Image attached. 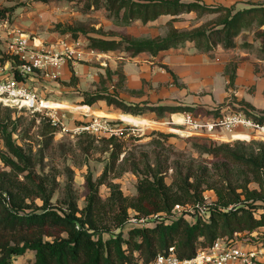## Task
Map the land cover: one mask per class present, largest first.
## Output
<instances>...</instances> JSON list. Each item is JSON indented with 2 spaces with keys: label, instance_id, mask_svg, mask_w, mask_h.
<instances>
[{
  "label": "trees",
  "instance_id": "1",
  "mask_svg": "<svg viewBox=\"0 0 264 264\" xmlns=\"http://www.w3.org/2000/svg\"><path fill=\"white\" fill-rule=\"evenodd\" d=\"M48 1V0H44ZM79 1V0H69ZM94 0L87 2L86 9L100 6L109 12L119 25H130L135 20L145 23L161 14H178L196 11L197 16L216 14L215 17L188 30H179L168 22L164 36L119 38L104 35L87 36L88 48L97 52L123 50L131 56L140 52L152 54L193 42L199 50L208 51L216 45L224 49L234 47L235 37L243 31L255 28L264 51V6L233 11L224 6H205L197 1L180 0ZM94 4V5H93ZM62 31L90 32L81 26L68 25ZM97 32L99 30L92 29ZM73 80V78H71ZM84 103L91 105L104 101L107 105L133 115L155 111L158 117L176 111H204L218 114L219 110H202L194 107L151 106L126 103L114 94L81 92ZM256 121L264 123V116L245 111ZM12 120L7 114L0 119V264H13V259L27 251L33 257L27 264H146L158 253L173 246L180 257L192 256L198 248L206 247L223 237L230 241L236 233L264 225V141L223 142L194 144L200 153L221 158L237 165L242 175L239 182L228 179L218 191V203L209 207V217L188 221L183 216L167 220L175 204L204 201L202 192L215 188L213 176L206 168L193 161H175L168 165L164 158L155 157L152 163L144 162L140 170L135 160L119 156L124 148L123 136H101V146H95L102 154L107 153L99 177L85 175L86 195L83 206L77 203L70 185L62 198H54L58 187L52 170L44 171L39 152L15 142ZM121 124L120 122H113ZM50 122L43 128L51 132ZM50 129V130H49ZM48 133V132H43ZM171 134L166 135L168 138ZM172 169L171 181L165 179ZM125 171L137 175L136 193L126 195L113 179ZM110 173H113L110 176ZM254 181L258 189L250 190L247 183ZM106 184L108 195L103 198L99 187ZM240 190H237L239 189ZM243 195V197H242ZM54 199V200H53ZM255 201H260L256 204ZM160 214L161 219L152 226H131L126 235L123 227L131 216L146 217ZM114 229L117 232H112ZM110 233L104 237L103 233Z\"/></svg>",
  "mask_w": 264,
  "mask_h": 264
},
{
  "label": "rangeland",
  "instance_id": "2",
  "mask_svg": "<svg viewBox=\"0 0 264 264\" xmlns=\"http://www.w3.org/2000/svg\"><path fill=\"white\" fill-rule=\"evenodd\" d=\"M98 1L101 4L102 1ZM87 2L94 3V0H79L77 2L69 0H0V34H3V31L8 28H13L16 31L28 34L37 43L44 42L48 44L59 39L68 42L78 40L80 46L87 50V36L89 35L97 36L100 34L105 37L119 38L125 33H131L148 37L151 34L164 36L168 31V23L166 25L162 23L164 19L156 21L154 24L119 25L109 15V12L101 6L99 8L91 6L86 9L85 4ZM181 13L183 12L178 14ZM207 17L197 16L196 14V16L180 17L179 19L194 28L209 20L206 19ZM68 25L74 28L81 26L86 30H90V32L76 31L77 37H73V32L62 31ZM92 29L99 31L97 33L91 31ZM0 55V62L3 63L7 58L4 49H0ZM100 58L97 55L87 57V53H85L80 59L73 62L80 63L88 69L84 72V80H79L77 84H71L69 79L65 80L61 75L55 81H48L41 77L32 81V87L40 95L66 105L62 110L65 114L63 126L53 125L46 117L39 116V114L30 113L26 110H15L0 104V119L9 114L12 120L9 128L14 127L13 138L15 142L25 148H31L33 152H39L42 157L43 170H52L55 173L58 187L54 198H62L66 188L70 185L72 193L77 197L78 205L83 206L86 195L85 175L90 172L93 179L99 177L107 157V153L102 154L96 150L95 146H101V136H109L110 134L86 130L79 131L77 126L93 118H101L109 120L110 123L120 122L131 126L122 137L125 150L120 154L119 160L123 157L130 158L129 161L135 160L140 170L143 169L144 162L152 163L156 156L160 160L167 158L168 165L173 164L175 161H193L196 166L206 168L216 183L215 188L206 189L202 194L204 200L208 201L210 206H215L218 203V190L216 188H220L228 179L239 182L242 177L239 172L241 169L221 158H214L210 154L198 152L194 144L209 143L210 140H213L215 144L223 142L248 144L252 140L261 141L259 137L253 132L250 133L249 139H235L230 134L224 135L228 132H221L220 135L218 133H203L201 135L182 126H170L167 120L171 114L164 113L163 116L158 117L155 113L145 111L143 114L133 115L109 106L104 101L88 105L83 101L84 98L81 95L83 91L89 94L108 92L122 99L120 93L123 89L120 76L108 67L104 70V66L100 64ZM67 63L72 64L70 61ZM118 64L120 65V63ZM259 69L264 71L262 68ZM230 108L264 116V109H257L247 104L231 105ZM194 113L205 114L204 111ZM120 114L146 119L149 124L143 125L135 121L125 120L119 117ZM173 117L175 120H179V117L175 115ZM44 121L50 122L51 132L43 128ZM168 134H171V136L167 138L166 135ZM2 147L3 144L0 139V148ZM112 174L110 173V176ZM171 174L172 169L169 168L165 176L168 183L171 181ZM113 181L119 184L124 194L134 195L136 193L137 175L132 171L123 172ZM247 187L250 190L258 189V185L254 181L248 182ZM237 190H240V188ZM99 193L103 198L108 195L109 189L106 184L100 185ZM255 203L260 204L261 202L255 201ZM177 216L180 215L175 217ZM150 219L159 220L155 217ZM129 227L131 226L123 227L124 235H126ZM112 232L115 233L117 230L114 229ZM250 232L255 235V239L264 241V225L256 226ZM239 233L241 234L239 238L242 241L250 238L248 230ZM109 234L105 232L103 236L107 237ZM32 257L33 252L27 251L25 254L14 258L13 264H27V261ZM262 260H264V257H262Z\"/></svg>",
  "mask_w": 264,
  "mask_h": 264
},
{
  "label": "crops",
  "instance_id": "3",
  "mask_svg": "<svg viewBox=\"0 0 264 264\" xmlns=\"http://www.w3.org/2000/svg\"><path fill=\"white\" fill-rule=\"evenodd\" d=\"M180 1H197L210 7L224 6L232 8L233 11L264 6V0ZM196 14V11L183 12L180 15L161 14L145 23L137 19L131 24H154L164 19L162 23L165 25L171 22L175 28L187 30L192 27L179 18H189ZM202 16H208L206 19H211L216 14ZM260 29H264V25ZM255 31L256 29L252 28L238 34L234 39V47L229 49L216 45L211 50L204 51L197 49L193 42L186 41L155 54L140 52L131 56L123 50H111L87 53V57L93 55L101 57L100 64L104 66L103 69L108 67L120 76L123 89L120 96L131 104L194 107L213 111L230 108L231 105L247 104L257 109H264V71L259 69H264V51L260 49L261 42L255 36ZM126 34L133 37H145ZM148 37H156V34ZM87 70V67L80 63L70 65L64 63L60 68L61 77L65 80L69 79L71 84L84 80L83 75ZM50 104L58 105L59 103L50 102ZM61 105L66 106L63 103L59 104ZM146 112L155 113V111ZM181 112L176 111L170 114L172 117L174 115L179 117ZM228 134L230 133H224V135Z\"/></svg>",
  "mask_w": 264,
  "mask_h": 264
},
{
  "label": "built area",
  "instance_id": "4",
  "mask_svg": "<svg viewBox=\"0 0 264 264\" xmlns=\"http://www.w3.org/2000/svg\"><path fill=\"white\" fill-rule=\"evenodd\" d=\"M80 45L78 40L68 42L63 39L48 44L37 43L26 33L13 28L4 30L3 34H0V49H4L7 58L3 63L0 62V104L15 110L39 114L46 117L51 124L63 126L65 114L62 110L65 107L59 106V102L50 100L47 96L40 95L31 84L40 77L48 81L57 80L64 63H73L85 53L94 52L88 47L84 50ZM50 102L59 104L52 106ZM167 123L170 126L185 127L201 135L228 132L235 139H249L250 133L253 132L264 141V123L256 121L243 110L223 108L215 115L182 111L178 121L170 115ZM128 128H131L128 124L110 123L109 120L101 118H93L77 126L79 131L116 135ZM209 207L210 203L206 200L175 204L167 220L176 218V215L192 222L198 218L206 220L209 217ZM153 217L162 218L160 214L139 218L131 215L126 220V226H152L157 221L149 220ZM248 233L250 238L245 241L239 238V232L230 241L219 237L213 244L198 248L189 257H180L171 246L146 264H264V241H259L254 238L253 233Z\"/></svg>",
  "mask_w": 264,
  "mask_h": 264
},
{
  "label": "bare ground",
  "instance_id": "5",
  "mask_svg": "<svg viewBox=\"0 0 264 264\" xmlns=\"http://www.w3.org/2000/svg\"><path fill=\"white\" fill-rule=\"evenodd\" d=\"M50 104V103H49ZM50 105H52V104H50ZM52 106H54V105H52ZM119 117H121V118H124L125 120H129V121H135V122H137V123H141V124H143V125H145V124H147L148 123V120H146V119H139V118H134V117H132V116H129V115H125V116H119ZM149 124V123H148Z\"/></svg>",
  "mask_w": 264,
  "mask_h": 264
}]
</instances>
